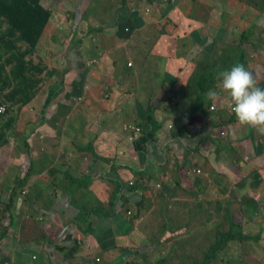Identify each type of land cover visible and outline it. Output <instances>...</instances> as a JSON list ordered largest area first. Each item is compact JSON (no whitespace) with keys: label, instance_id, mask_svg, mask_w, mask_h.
I'll return each instance as SVG.
<instances>
[{"label":"rangeland","instance_id":"rangeland-1","mask_svg":"<svg viewBox=\"0 0 264 264\" xmlns=\"http://www.w3.org/2000/svg\"><path fill=\"white\" fill-rule=\"evenodd\" d=\"M123 1L124 0H43L42 4L44 7L52 11V18L31 59L34 65L43 66L44 64L49 70H55L53 74L54 77L51 75L48 79V75H41L43 77L46 76L44 77L46 80H44L39 90L40 94L43 95L39 97L42 98L39 100L34 99L32 104H28L16 114V122L13 126L15 131L7 132L9 143L7 146L0 148V231L5 229L3 224L9 223L10 214H15L16 219L23 217L25 209L27 210L25 212L27 218H24L26 219L25 223L27 224V221L29 222V220H33V223L31 224V229L33 231L36 230V224L43 228L44 219L38 214L36 209H34V205L41 207V204L37 201L38 197L33 199L34 201L32 200L31 203L28 202L27 204V200L30 199L32 194L33 198L38 194V185L41 180L40 176L42 175L37 174H39L40 171H43V168H40L39 165H36V167H29V164L32 161L31 158L34 159L37 155L35 158L36 163L33 162L34 164H37L39 163V156L45 152V154L49 153V156L52 158V166L58 165L57 162H61L62 166H66L67 163L70 164L72 160L75 159L72 149L79 148L78 145L84 146L88 143L87 141L90 140L94 142L93 152L89 154L91 160H97L98 157L96 155H99L98 153H100V155H110V153H112V150L116 145L117 137H122L124 135L122 133L125 125H122V121L117 120L114 129L115 132L112 133V130L108 129V131L105 132L106 134L103 135L101 134V129L102 127H106V125L102 122L103 126H101L100 122L103 121L106 113L105 110L107 109L116 110L130 108L125 107L123 105L124 101H119L120 98L115 95L117 89L116 85H120L119 74L125 73L123 66H125L127 62L128 65L130 63L132 66L131 69L134 68L135 73L140 70L139 75L129 78L136 80L135 83L130 82L129 88L133 87L136 91H139L140 89L146 90V92H149L148 94L152 93L149 95V98H151L156 86H159L162 83V65L165 61L164 59H167L168 56H159L158 59H155L156 57L148 55H153L154 50L159 49L158 42H160L159 37L161 36L159 33L166 30L167 27L168 29L166 32H170L168 35L174 40H180L178 37L181 38L182 35H184V32L188 29L193 30V33L198 32L199 30V33L196 34L201 37V40L209 41V43L212 44L211 48H213V51L215 48L214 52L215 56H217V65L220 70L230 69L233 65L238 63L237 55L244 54L245 57H248L249 59L247 65L244 64L246 69L252 72L256 78L260 79L258 80L259 82L264 81V0H174L172 4H170L168 0H154V3L150 6L144 0H125V4L121 5ZM170 21L175 25V29L171 24H168ZM119 23H121V25L122 23L124 24L119 28V26H117ZM156 24L157 26H155ZM89 25L95 27L101 26L103 33L91 31L92 34L87 36L88 34L86 32ZM76 27L78 32H73ZM130 27H142L141 29L138 28L140 32L138 34L136 32L134 39V35L132 36L130 44L122 42L120 38H116L120 36V34L114 39L111 37L113 36L112 32L114 29H128ZM209 27L215 29L212 30ZM114 33H117V31ZM244 33L248 35L246 38ZM73 35L75 36L73 37ZM182 38L183 40L181 39L180 42L188 43L190 41L189 39H186V37ZM214 38L218 39L217 42L213 40ZM243 38L246 39L245 43L242 40ZM83 39L86 40L84 42H86L87 45H90V48H93V44H98L99 46H102L101 51H103V48L106 49V55H109L110 69H112L113 72L109 73L106 70V67H108L109 64L103 53H100V55H94L93 53L84 54V61L82 56L79 58L77 57L79 48H83L84 51H86V48L81 44ZM148 41L151 45H147ZM64 45H67L68 47L66 54L63 50L65 48ZM182 45L180 46V53H178L179 56L183 55ZM149 46L153 48L152 51H150L151 47ZM239 46H241L242 51L238 50ZM23 47H25V45H23ZM208 47H210L209 45L206 46V48L210 50ZM142 49L144 50L141 52ZM133 51H135V54ZM222 55V61L218 60ZM94 57H96V59H94ZM113 61L117 64V67L115 68ZM205 63L210 65L206 72H208V74L212 73L210 76H213L212 78H214V74L219 72L218 69L214 68V61L208 60ZM88 64L91 66H88ZM176 65L177 62H173L171 66L173 67ZM10 66H7V68L9 69ZM78 67H83V70L80 71L79 76L76 79L78 73L76 70H78ZM89 69H94L93 72L95 73L92 72L94 79H90V81L95 82H90L88 80L86 83H90L91 86L84 91L86 92L87 90V95H85V97L91 99L92 103H90L89 109H93V114L88 116L82 115L80 117V110L76 109L69 116L72 117L70 122L61 124L59 121L60 119L58 120L59 124L53 128L55 133L52 134V132L43 129L39 131L36 125L40 124V118L46 119L47 116H51V109L54 108L53 104L56 103V101L62 97L69 101L68 99L73 98L72 94L74 95L76 91L84 89L85 83H83L80 89H78L79 84L77 81L82 79L81 75L83 73L88 75V72H90ZM199 69L200 67L197 68L194 76L197 77L198 73L202 74V72H198ZM62 77H66L63 78V80L66 79L67 81H62ZM156 78H159V81H156ZM72 79L74 80L71 81ZM218 86H221V84ZM62 90L64 93L60 95ZM163 92L164 90L162 88L157 99H163L166 95V93ZM222 92L223 91L220 90L219 94H222ZM170 95L173 97L172 99L176 100V96L173 92ZM145 98L146 97L143 99L141 98L143 104H147L148 102ZM181 101L183 105L180 104L174 106V101L169 110L164 112L169 118L165 123L164 130L172 131V129L169 128V123H172L175 127L173 131H178L177 129L179 126L176 124L177 121L175 122L176 118L174 114L179 112L182 106H184L182 109H188L189 111H194L197 107V100H194L193 95H182ZM203 101L204 99H200L198 103H202ZM229 102L227 104L226 102L222 104V109L229 110L223 121L227 120L229 115L231 117V113H234ZM209 108L213 110L216 107L215 105H210ZM138 109H141V107L139 106ZM80 119H84L87 123L85 127L81 126L82 121ZM54 120L55 118L51 119L49 122L52 124V121ZM5 121V117L3 119L0 118V126H2ZM229 122L231 123L230 120ZM139 123L144 122L140 121ZM129 124L133 125L132 123H127V125ZM26 125L28 128H26ZM70 126H72V129H67ZM223 126L226 125L223 124ZM243 127L244 128L239 131L240 133H237L238 135L245 134L247 126ZM132 129H134V127ZM228 129L230 128H222L226 135L219 136V134L213 135V133L211 134V137L215 139V141L212 142L213 146H220L222 153L226 152L228 157L238 159L236 162L232 161L230 164L231 167L234 168L237 178H230L229 176L226 178V184H229L230 188H226V184L224 185L223 182H219L214 177L210 176L215 173V168H212L213 165H209V170L208 165L203 164V170L211 177H209L211 180L210 185L208 186L206 183L205 186L211 187L216 183L218 184V186L210 188L212 191L214 190L216 200H213L215 198L212 191L208 190L206 191V195L202 198L203 201H205V205L202 204L201 206L205 208H194L193 204L187 203L185 204L188 206H185L180 204L181 202H174L173 206L167 207L169 202L166 198H162L163 194L160 190L154 188H159L162 181L167 183V177H161L160 174L154 173V169H151L150 171H153L151 179V182L153 183L152 185L154 186L153 189H151L152 185L148 186L145 183V180H147L145 177V179H139L140 177H136L138 179L137 185L141 187V189L142 187L146 188L145 185L148 186L144 192L145 196L149 195L147 190H153L151 202L149 199L146 200L144 207L146 210L148 207L153 210L149 212L148 216L143 217L139 227V230L143 229L148 231V234H145V236L149 237V240L153 243L145 246L153 247V250L142 254L145 256L142 262L136 261L138 258V260L142 259L140 251L141 246L139 244L128 246L131 249H124L121 247L116 253L117 255H120L119 258H122V255L126 257L130 256L128 258V260L131 261L129 264H172L174 260L176 261L175 263L178 264H188V262L193 260L191 259V256L193 255L192 253H195L196 257L201 256V252H199L201 248H193L192 245L195 243L202 244L203 241L206 243L207 235L222 222L223 214L229 213L232 220L235 219L234 221L237 224L242 225L244 234L256 236L262 232V238L259 241L249 239L240 243L234 242L230 244L227 251L221 254L222 259L215 262V264H264V189H258L255 191L251 186V183L254 180L253 175L255 173L258 174L259 170L263 178L264 157L259 159V145L256 143L254 146H249L247 140L250 139H247L242 144H237V147L233 150L229 145ZM84 131L88 133V139L86 135H82V132ZM135 131L140 132V129H136ZM210 131H212V129ZM219 132H221V130H219ZM230 132L231 131H229V133ZM251 132L252 134L250 135L249 130L250 138L255 139L258 137L259 139H262L263 137L264 140V134L261 135L257 129L252 128ZM27 135H29L27 141L30 144V149L25 148L21 141ZM262 152H264V149ZM209 153L211 152L209 151ZM55 160L57 161L55 162ZM83 162L85 163L83 164ZM80 164L87 165L89 164V160L82 161ZM244 164L246 166L245 168ZM27 167H29L28 173L32 176L28 175V182L32 186V190H29L31 193L27 192L25 194L22 186H19V193L17 189V194H19V196L18 198H13L14 200H17L14 202L13 207L6 212V208L3 204L6 205V203L10 201L11 194L9 196H7V193L4 195L5 185L8 184V181L10 184L12 176L13 181L17 177H25L26 174L24 173H26L25 170ZM57 169L55 171L57 180L62 181L65 176H68V181L79 182L73 178L75 174H67L64 170H61L58 173ZM166 172H168L169 176L172 175V172L167 170ZM189 176L190 173L188 174V177ZM85 180L87 182V179ZM155 180H157L159 184L155 183ZM242 180L243 182H241ZM127 181L129 182V179H127ZM184 182H186V180H184ZM87 184L88 187H84L83 189L85 190L83 193H80L84 195V198L86 197V200L84 201L85 203L93 204L92 199L90 198L93 196L89 193L88 189L91 185L89 183ZM107 184L110 185V183ZM260 184L263 185L264 180H262ZM8 186L9 185H7L6 188ZM62 187H64V184H62ZM71 187L72 185H69L64 193L70 192ZM125 188L127 187L125 186ZM192 188L195 189V186ZM141 189L139 188V190ZM200 189L203 191L202 187ZM216 190H218V193ZM33 191L35 192L33 193ZM201 193L205 194L204 192ZM189 195L193 198L197 197V195L193 196L192 193H189ZM216 201H218V203ZM257 201L261 206V214L256 212L255 207L253 206ZM219 202H221V204ZM217 207H220L221 210L216 211ZM133 211L136 215L135 210ZM193 211L197 213L199 218L197 217L198 219L189 224V216ZM34 219L38 222L34 221ZM130 219H133V217ZM186 223H188V225H186ZM224 226H228V223ZM180 227L182 228L179 230ZM16 228L13 233H7L8 237L12 236V238L15 234L16 238H14V246L17 245L25 248L28 244L29 247H33V243L37 239V236L34 234L27 236L26 232L24 233L25 236L20 232L18 234L16 231H19L20 229ZM168 233H171L169 237H167ZM165 237H167L168 241L164 242L163 238ZM179 238H181V240ZM29 239H33V241H29ZM171 239L173 241H171ZM26 240L27 242L25 243ZM176 240L178 242H175ZM155 243L156 246H154ZM173 245H175L176 249L183 251L182 256L178 259H175V253H172V251V257H170L171 254L166 249ZM2 246H5V244H2ZM4 253L6 254L5 251ZM134 256L138 258H133L135 260L131 259V257ZM3 257H5V255L0 252V264H3ZM101 257L103 259L107 258L105 254H102ZM111 257H113L112 254ZM186 257L188 258L187 262L185 260ZM119 263L125 264L123 259H120Z\"/></svg>","mask_w":264,"mask_h":264},{"label":"crops","instance_id":"crops-1","mask_svg":"<svg viewBox=\"0 0 264 264\" xmlns=\"http://www.w3.org/2000/svg\"><path fill=\"white\" fill-rule=\"evenodd\" d=\"M123 24L124 23H122V25ZM122 25L119 23L117 26L120 28ZM155 26H157V24ZM138 28L139 27H130L128 29L125 28L119 30L114 29L112 32L113 36L111 37L114 39L120 34V36L116 38H120L122 42L130 44L132 36L134 35V39L136 32L138 34L140 32L139 29L142 27ZM167 29L168 27L166 30ZM211 29L213 30L215 28ZM73 31H77V27ZM91 31L102 32V27L94 26L91 29L88 28L86 32L88 34L87 36L92 34ZM116 31L117 33H114ZM162 32L159 33V35H161L159 37L160 42H158L159 49H155L153 55H148L156 57L155 59H158L159 56H168L167 59H164L165 61L162 60L164 61L161 71L163 77L162 83L161 85L156 86L151 98H149V95L152 93L148 94L149 92H146V90L140 89L139 91H136L133 87L129 88L130 82L135 83L136 81L129 78L139 75L140 70L135 73L134 68L131 69L132 66H129L127 62V64L123 66L125 73L119 74L120 85H116L118 90L116 89L115 95L120 98L119 101H124L123 105L125 107L130 108L105 110L106 113L103 121L100 122V125L103 126V122L106 127H102L101 134L105 135V132H107L108 129H111L112 133H114L117 120L122 121V125H125L122 133L124 135L122 137H117L115 148L110 155H100V153H98L97 160H91L89 158L91 151L88 150V148L91 146L94 147V142L90 140L87 141L88 143L86 145L80 146L77 144L79 148L72 149L75 159L72 160L70 164L67 163L66 166H62L61 162H57L58 165L52 166V158L49 156V153L45 154V152L39 156V163L37 164L33 163L35 162L37 155L34 159L31 158L32 161L30 162L29 167H36V165H39L40 168H43V171H40V173L37 174L42 175L40 176L41 180L38 185V194L35 198H33L32 194L30 199L27 200V204L28 202L31 203L33 199L38 197L37 201L41 204V207L34 205V209H36L38 214L43 217L44 225L42 226L43 228H41L36 224V230L33 231L31 229L33 220H29V222L27 221V224L25 223L26 219L24 218H27V214H25L27 211L26 209L23 212V217L16 219L15 214H13L14 225H12V219L10 218L9 223L3 224L5 229L0 231V252L6 257H3V264H120V259H123L125 264H129L131 262L128 260L130 256L126 257L122 255V258H119L120 255L116 254L119 248L122 247L124 249H129L130 247L128 246L139 244L141 246V255L147 253V251L153 250V247L145 246L153 243L149 240V237L145 236V234H148V231L143 229L139 230L143 217L148 216L149 212L153 210L152 208L150 209V207H148L147 210L144 208L146 200L149 199L151 202L153 196V190H147L149 195H144L145 189L153 184L151 182L153 171L155 174H160L161 177H167V183L162 181L159 188H156L153 185L151 188L153 189L154 187L156 190L162 192V198H166L169 202L167 207L173 206L174 202H181L180 204L185 206H188L185 203L193 204L194 208L200 209L205 208L201 205H205V201H203L202 198L206 195V191L211 190L210 188L212 187L218 186L216 183L213 186L208 187L211 182L209 179L210 176L214 177L219 182H223L224 185L227 182V176L230 178H237L235 170L230 164L232 161L236 162L238 159L228 157L226 152L222 153L220 146H213L212 142L215 141V139L211 137V134L214 133L213 135H218L219 130H222V128H230L228 129L229 145L233 150H235L237 144H242L247 139H250L247 140L249 146H254L256 143L259 145V159L264 157V152H262L264 149L263 137L261 136L262 139H259L258 137L255 139L250 138L252 127L247 126L245 134L238 135L237 133H240L239 131L244 127L238 122L234 113H231V117L229 115V118L223 121L229 110L222 109V104H224V102L227 104L230 101L229 103L231 105V98L227 93L222 92V94H219V91L222 89L221 86H218L221 84V81L218 78V73H215L214 78H212L213 76H210L212 73L208 74V72H206L208 66H210L208 63H205L208 60L214 61V68L220 71V68L217 65V56H215L214 52L215 48L214 51L213 48H211L212 44L209 43V41L201 40V37L196 34L199 33V30L195 33H193V30L189 29L185 31L186 33L184 32L182 37L189 39L190 41L188 43L180 42L181 39L183 40L182 37H178L180 40H174L168 35L170 32H166V35H163ZM213 40L217 42L218 39L214 38ZM84 41L86 40L83 39L81 44L86 48V51H84L83 48H79L77 57L79 58L82 56L84 61V54L93 53L94 55H100V53H103L109 64V66L106 67V70L109 73L113 72L112 69H110L109 55H106V49L103 48V51H101L102 46H99L98 44H93V48H90V45H87ZM149 44L148 41L147 45ZM181 45L183 47V55L179 56L178 53H180ZM208 45L210 46L208 47L210 50L206 48ZM64 46L65 48L63 50L66 54L68 47L67 45ZM143 50L144 49H142L141 52ZM152 50L153 48L151 47L150 51ZM133 53L135 54V51H133ZM222 58L223 55L218 58V60L222 61ZM246 58L247 60L245 63L249 60L248 57ZM94 59H96V57H94ZM173 62H177V65L172 67L171 65ZM113 63L114 68L117 67L116 62L113 61ZM88 66L91 65L88 64ZM198 67H200L198 72H202V74L198 73V76L196 77L194 74ZM82 68L83 67L77 68L78 70L76 71L78 73L76 79L78 78L80 71L83 70ZM93 70H90L88 75L83 73L81 75L82 79L77 81L79 84L78 89H80L81 85L85 83L83 90L76 91L74 95L70 92L73 98L68 99L69 101L62 97L53 104L54 108L51 109L52 112L50 113V117L47 116L46 119L40 118L39 126L36 125L39 131L43 129L52 132V134L55 133L53 128L59 124V121L61 124L70 122L72 117L69 116L76 109L80 110V117L82 115L88 116L93 114V109H89L90 103H92L91 99L85 97V95H87V90L86 92L84 91L91 86L90 83L88 84L86 82L88 80L90 81V79H94V75L92 74ZM49 78L48 75V79ZM63 78L66 77H62V81H67L66 79L63 80ZM256 79L258 83V80L260 79ZM44 80H46V78ZM73 80L74 79L71 81ZM156 81H159V78H156ZM258 85L262 90L264 89V81H260ZM162 88L166 95L163 99H157ZM209 90L218 93V98L215 101L208 99L206 93ZM172 92L176 96V100L172 99L173 97L170 95ZM63 93L64 91L62 90L60 95ZM185 94L194 96V100H197V107L194 111H189L188 109H182L184 106H180L181 109L179 112L174 114L176 118L175 122L177 121L176 124L179 126L177 129L178 131H173L175 127L172 123H169V128L172 129V131L164 130L165 123L169 119L168 115L164 114V112L169 110L174 101V106L180 104L183 105L181 100L182 95ZM39 96L43 95L38 91L34 99H41L42 97L40 98ZM144 97H146L145 100L148 101L147 104L142 103L141 98L143 99ZM200 99H204L205 102H202L204 105L201 104V102L198 103ZM32 102L30 104H32ZM210 105H215L216 108L212 110L209 108ZM139 106L141 109H138ZM203 106L205 108H203ZM199 107H201V109H198ZM53 118H55V120L52 121L53 123L51 124L49 121ZM80 120L82 121L81 126L85 127L87 125L85 120ZM140 121L144 123H139ZM127 123H132L133 125H127ZM223 124L226 126H223ZM33 126L36 127L35 125ZM133 127L134 129H132ZM26 128H28L27 125ZM67 129H72V126ZM136 129H140V132H136ZM211 129L212 131H210ZM231 130L232 132H230V134L229 131ZM82 135H86L87 139L89 138L86 131L82 132ZM261 135L263 134L261 133ZM209 151L211 153H209ZM85 160H89V164L83 165L85 163L83 162L81 165L80 163ZM56 161L57 160H55V162ZM203 164H207L208 167L209 165H213L212 168H215V173L210 176L209 174H206L203 170ZM29 167L26 168V173H24L27 175V178L28 175H30L28 173ZM245 167L244 164V168ZM56 169L58 173L59 171L64 170L67 174H75L73 178L79 182L68 181V176H65L62 181L57 180L55 173ZM151 169L154 170L151 172ZM166 170L172 172V175L169 176ZM188 172L190 173L189 177ZM258 172V174L255 173L253 175L254 180L251 183V186L255 191L258 189H264V184L262 185L260 184L261 182L259 183L258 181H255V178H258V180L261 179V181L264 180V173L262 178L260 170ZM12 177L10 179V184L8 181L7 185L9 186L6 188L7 185H5L4 195L7 193V196H9L12 193L11 184L15 183ZM136 177H140L139 179L146 178L147 180H145V183L148 186L145 185L146 188L142 187L141 189V187L137 185L138 179ZM85 179H87V182ZM127 179H129V182ZM184 180H186V182H184ZM241 182H243V180ZM87 183L91 185L88 189L89 193L93 196L90 197L93 204L84 202L86 197L84 198L82 193L85 190L83 188L88 187ZM107 183H110V185ZM155 183H158V181L155 180ZM206 183L208 186H205ZM62 184H64V187H62ZM117 184H122L124 186L118 190ZM69 185H72L71 191L64 193ZM192 185L195 186V189L192 188ZM125 186L127 188H125ZM201 187L203 188V191H201ZM139 188L141 190H139ZM226 188H230V185L226 184ZM22 189L25 194L27 192L31 193L29 190H32V186L29 184L28 179L27 184L22 186ZM34 192L35 191H33V193ZM201 192H204L205 194ZM216 192L218 193V190H216ZM189 193H192L193 196L197 195V197H190ZM212 193L215 198L213 200H216L214 190ZM216 202L218 203V201ZM219 203L221 204V202ZM133 210H135L136 215ZM112 212L113 215H111ZM131 217H133V219H130ZM34 221L37 220L34 219ZM15 228L20 229L19 231H16L18 234L20 232L24 235L26 232L27 236L32 234L36 235L37 239L33 243L35 247H29L28 244L25 248L17 245L14 246V238H16L15 234L12 238V236L8 237L7 233H13ZM2 232L5 233L4 237L2 236ZM170 235L171 233H168L167 237ZM167 237L163 238L164 242L168 241ZM181 238L179 239L181 240ZM29 241H33V239H29ZM171 241L173 240L171 239ZM26 242L27 240L25 243ZM175 242L178 241L176 240ZM2 244H5V246H2ZM166 249L170 254L171 251L172 253H175V259L182 256L183 251L176 249L175 245ZM102 254H105L107 258L103 259L101 257ZM111 254L113 257H111ZM144 257L145 256L142 255L141 260H138L139 258L136 256L131 257V259L138 258L136 261L143 262ZM170 257H172V254ZM175 262L176 261L174 260L172 264H178Z\"/></svg>","mask_w":264,"mask_h":264},{"label":"trees","instance_id":"trees-1","mask_svg":"<svg viewBox=\"0 0 264 264\" xmlns=\"http://www.w3.org/2000/svg\"><path fill=\"white\" fill-rule=\"evenodd\" d=\"M124 1L121 5L125 4ZM144 1L149 6L154 3V0ZM168 1L172 4L174 0ZM42 3L43 0H0V107L5 109L3 113L0 112V118H6L4 124L0 126V148L7 146L9 143L7 132L15 131L13 126L16 122V114L30 104L40 90L44 82V77L41 75L51 76L54 74V71L49 70L44 64L43 66L34 65L31 59L52 18V11L44 7ZM168 24H171L175 29L173 22L170 21ZM93 27L89 25L90 29ZM75 32H78V30ZM162 34L166 35V30ZM244 35L245 38L248 36L246 33ZM245 38L242 39L244 43ZM238 50L242 51L241 46L238 47ZM237 60L238 63L247 65L245 63L247 58L244 54L237 55ZM7 66H10L9 69ZM203 108L205 107L203 106ZM198 109H201V107ZM27 137L29 135L25 136L21 141L25 148L30 149ZM88 150L92 152L93 147H89ZM96 156L98 157V155ZM27 179V175L23 178H15V183L12 184L10 201L6 205L3 204L6 212L16 202L17 199L14 200L13 198H18L19 196L17 194V189L19 193L18 187L24 186ZM255 181L260 183L261 179L255 178ZM117 186L119 190L124 185L117 184ZM253 206L255 211L261 214L259 202L253 204ZM217 210H221L220 207H217ZM197 213L193 211L190 215L189 224L199 218ZM10 215L12 225H14L13 214ZM111 215H113V212ZM222 218V222L207 235L206 243L203 241L202 244L195 243L192 245L193 248H201L199 251L201 256L196 257L195 253H192L191 259L193 260L188 262V264H215V262L222 259L221 254L227 251L230 244L234 242L240 243L249 239L259 241L262 238V232L256 236L244 234L242 225L237 224L234 221L235 219L232 220L229 213H224ZM227 223L228 226H224ZM2 236H5L4 232H2ZM187 257L185 258L186 262L188 261Z\"/></svg>","mask_w":264,"mask_h":264},{"label":"clouds","instance_id":"clouds-1","mask_svg":"<svg viewBox=\"0 0 264 264\" xmlns=\"http://www.w3.org/2000/svg\"><path fill=\"white\" fill-rule=\"evenodd\" d=\"M218 78L222 91L231 98L232 111L238 122L264 134V90L257 85L255 75L244 64L237 63L230 69L220 70ZM206 95L212 101L218 98V93L213 90ZM220 133L219 136H223Z\"/></svg>","mask_w":264,"mask_h":264},{"label":"built area","instance_id":"built-area-1","mask_svg":"<svg viewBox=\"0 0 264 264\" xmlns=\"http://www.w3.org/2000/svg\"><path fill=\"white\" fill-rule=\"evenodd\" d=\"M129 66H131L130 63H129ZM4 111H5L4 107H0V112L3 113ZM220 134L225 135V133L223 131H221Z\"/></svg>","mask_w":264,"mask_h":264},{"label":"water","instance_id":"water-1","mask_svg":"<svg viewBox=\"0 0 264 264\" xmlns=\"http://www.w3.org/2000/svg\"><path fill=\"white\" fill-rule=\"evenodd\" d=\"M231 132H232V130H231ZM129 166V165H128ZM134 171V170H133Z\"/></svg>","mask_w":264,"mask_h":264}]
</instances>
